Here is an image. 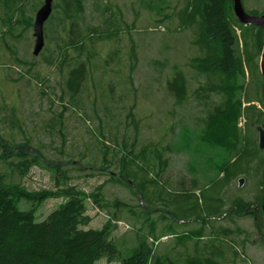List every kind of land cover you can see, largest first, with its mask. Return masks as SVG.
Listing matches in <instances>:
<instances>
[{
  "label": "rangeland",
  "instance_id": "rangeland-1",
  "mask_svg": "<svg viewBox=\"0 0 264 264\" xmlns=\"http://www.w3.org/2000/svg\"><path fill=\"white\" fill-rule=\"evenodd\" d=\"M60 1L53 0V5ZM107 1L121 12L118 14L121 31L114 40L98 39L88 44L87 49H94L97 54L88 67L90 76L82 92L74 99L68 78L77 62L88 60V51L79 54L74 47H69L65 55L59 51L64 46L63 37L68 36L69 23L66 32L59 29L62 37L51 31L49 36L45 35L44 47L35 55L34 26L18 24L2 39L6 28L0 21V139L10 147L31 146L45 159L26 176L2 161L0 172L8 175L9 183L21 184L30 191L54 189L55 173L51 166L61 163L68 171L70 185L86 195L100 188L104 206L86 198L91 222L83 228H102L116 216L113 237L124 256L130 255L143 235L157 254L174 260L183 261L199 251L202 256L214 254V259L222 264H264V236L259 234L253 215L234 212L232 208L236 198L252 202L251 210L260 204L261 197L264 198V176L260 170L240 175L221 192L225 202L222 211L227 210L223 217L208 220L207 226L199 219L185 224L177 220L176 233L160 239L169 233L168 225L172 221L161 210L144 213L140 207L142 196L117 179L120 160L135 143L136 150L156 144L164 150L168 164L160 173L154 159L156 153L151 149L149 161H154V165L150 177L157 178L171 191L199 193L193 185L195 171L188 165V156L168 148L181 139L182 126L198 125L206 115V106L194 98L195 90L204 79L191 67L190 59L201 53L194 43L195 34L189 28H178L185 0H169L166 12L170 17L160 23L154 10L144 5L145 0ZM244 5L249 11L264 14V0H245ZM26 12L28 16L33 15L34 24L37 10L31 7ZM83 17L82 31L102 27L91 7ZM118 48L122 51L119 59L108 62L109 54ZM130 58H134L133 69ZM260 60L261 55L259 70ZM175 67L184 71L188 79L189 100L182 107L167 89V79L174 74ZM214 100L220 101V98L215 95ZM134 119L139 125L137 134ZM245 124V118L241 117L238 126L244 129ZM101 131L107 134V140ZM254 137L259 146L258 131ZM154 190L156 186L150 189ZM64 200L49 198L37 205L36 220H45ZM116 201L123 205L116 206ZM32 205L27 200L20 202L22 209H30ZM194 231L202 232V236ZM188 232L192 239L182 244L181 237ZM95 264L121 263L101 258Z\"/></svg>",
  "mask_w": 264,
  "mask_h": 264
},
{
  "label": "trees",
  "instance_id": "trees-1",
  "mask_svg": "<svg viewBox=\"0 0 264 264\" xmlns=\"http://www.w3.org/2000/svg\"><path fill=\"white\" fill-rule=\"evenodd\" d=\"M43 3L42 0L38 3L34 0H0V21L2 27L6 28L2 32V39L13 32L18 24L33 26V15L28 16L26 11L31 7L33 11H38ZM144 5L154 10L160 18L159 23L170 17V13L166 12L170 6L169 0H145ZM53 7L55 13L45 23V35L49 36L51 31L60 38L59 29L66 32L69 23L68 36L63 37L64 46L59 51L63 55L69 47H74L79 54L88 51V60L77 62L68 78L74 99L82 92L90 76L88 67L97 54L94 49H87L88 44L98 39L114 40L118 37L121 31L118 14L121 12L107 0H61ZM88 7L97 13L102 27H89L82 31L80 25ZM244 8L248 13L258 15L245 5ZM178 28L192 30L194 43L201 52L190 61L192 69L204 78L195 90L194 98L206 106V115L195 128L182 126L181 139L168 149L173 148L175 153L188 156V165L195 171L193 185L200 192L171 191L160 180L150 177L154 165V161H149L151 149L156 153L154 159L160 166V173L168 164L164 159V150L156 144L144 145L136 150L135 143L127 151L128 155L121 157L117 178L142 196L140 207L144 213L161 210L172 221L168 225L169 233L158 239L175 234L177 220L185 224L186 221L199 219L207 226L208 220L223 217L227 210L222 211L225 202L221 192L226 186L240 175L254 170H260L264 176V149L259 148L258 140L254 137L257 126L264 128V79L259 70L264 30L241 23L234 13V0H185L180 10ZM121 53L120 48L112 51L108 62L113 58L119 59ZM130 59L133 69L134 58ZM187 85L186 73L175 67L174 74L167 79V89L181 107L189 100ZM113 90L114 86L111 92ZM215 95L220 101L214 100ZM241 117L246 120L244 129L238 126ZM133 122L137 134L139 125L135 119ZM100 133L107 140V134L103 131ZM0 145V161L17 170L21 176H26L33 166L45 162L44 156L31 146V149L27 146L10 147L2 139ZM103 145L109 149L105 142ZM51 167L55 173V188L39 191L9 183L8 175L0 172V264H95L101 258L109 262L118 260L121 264H222L214 259V254L202 256L199 251L183 261L163 257L155 252L143 235L130 255L124 256L113 237L116 216L102 228H83L91 222L86 198H92L98 206H104L100 188L86 195L69 184L70 176L61 163ZM76 167L82 169L79 165ZM153 185L157 191H150ZM49 198L65 200L45 220L37 221V205ZM263 199L261 197L257 208L251 210L252 202L236 198L232 208L234 212L252 214L259 234L264 236ZM22 200L32 202V208L22 209ZM115 205H123V202L116 201ZM194 232L202 236V232ZM190 239L188 232L182 235L181 242L184 244Z\"/></svg>",
  "mask_w": 264,
  "mask_h": 264
},
{
  "label": "water",
  "instance_id": "water-1",
  "mask_svg": "<svg viewBox=\"0 0 264 264\" xmlns=\"http://www.w3.org/2000/svg\"><path fill=\"white\" fill-rule=\"evenodd\" d=\"M53 11V0H44L43 5L38 9L34 19V36H35V46L34 54L38 55L44 47L45 44V23L51 16ZM234 13L237 19L245 25H255L264 30V14L255 15L248 13L243 5V0H234ZM260 70L264 79V47L261 54L260 60ZM259 131V147L264 149V128L258 126ZM243 182V178L240 179V185ZM264 186V181H263ZM262 210L264 212V201L262 204Z\"/></svg>",
  "mask_w": 264,
  "mask_h": 264
},
{
  "label": "bare ground",
  "instance_id": "bare-ground-1",
  "mask_svg": "<svg viewBox=\"0 0 264 264\" xmlns=\"http://www.w3.org/2000/svg\"><path fill=\"white\" fill-rule=\"evenodd\" d=\"M257 131H258V126H257ZM258 133H259V131H258ZM260 148V147H259ZM261 149V148H260Z\"/></svg>",
  "mask_w": 264,
  "mask_h": 264
}]
</instances>
